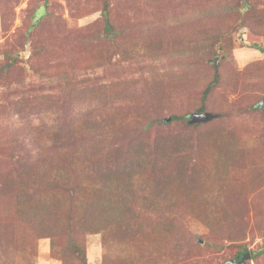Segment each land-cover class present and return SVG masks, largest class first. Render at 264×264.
Returning a JSON list of instances; mask_svg holds the SVG:
<instances>
[{
  "label": "rangeland",
  "instance_id": "1",
  "mask_svg": "<svg viewBox=\"0 0 264 264\" xmlns=\"http://www.w3.org/2000/svg\"><path fill=\"white\" fill-rule=\"evenodd\" d=\"M263 99L264 0H0V264H264Z\"/></svg>",
  "mask_w": 264,
  "mask_h": 264
},
{
  "label": "trees",
  "instance_id": "2",
  "mask_svg": "<svg viewBox=\"0 0 264 264\" xmlns=\"http://www.w3.org/2000/svg\"><path fill=\"white\" fill-rule=\"evenodd\" d=\"M101 17L103 19V23H104V29L106 32H110L112 30V27L110 25L109 22V17H108V11L106 9V7L104 6L102 11H101ZM210 90V85L203 91V96L206 97L209 93ZM196 114H201V113H196ZM193 115V114H192ZM176 119V118H175ZM143 158V153H140L139 155V163L141 162ZM163 164L162 162H157V164ZM163 176L160 172L159 177ZM56 182V179L54 180V183ZM118 185H114L110 179L109 182L107 183V189H110L111 192L116 191ZM109 203H103V201H101L100 199L96 202H94L93 204H91L89 207L91 208L93 214H97L101 215V217L104 215V217H107L106 212L108 211V207H104L103 204H110V202H113V200L111 199L110 201H108ZM114 206H117L118 204L113 202ZM127 206V203L125 204V207ZM122 208V207H121ZM121 208L117 209L120 210ZM69 253L72 255L73 258H78L79 261L83 264L85 262V255H84V250L76 243V242H70L69 244Z\"/></svg>",
  "mask_w": 264,
  "mask_h": 264
},
{
  "label": "water",
  "instance_id": "3",
  "mask_svg": "<svg viewBox=\"0 0 264 264\" xmlns=\"http://www.w3.org/2000/svg\"><path fill=\"white\" fill-rule=\"evenodd\" d=\"M264 104V99L257 105V107L261 106ZM191 117V124L192 123H199V122H207L213 118V115L208 114V113H201V114H193L190 116ZM168 120L166 121V123ZM249 258V254L246 253L245 255H242L241 259L236 260V261H228L226 264H243L245 259Z\"/></svg>",
  "mask_w": 264,
  "mask_h": 264
}]
</instances>
